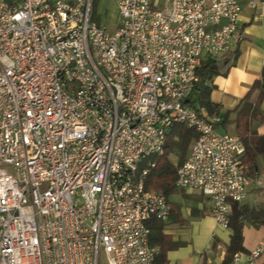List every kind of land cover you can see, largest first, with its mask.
Masks as SVG:
<instances>
[{"label":"built area","instance_id":"obj_1","mask_svg":"<svg viewBox=\"0 0 264 264\" xmlns=\"http://www.w3.org/2000/svg\"><path fill=\"white\" fill-rule=\"evenodd\" d=\"M242 2L253 5L117 0L109 31L92 0H0V264H152L147 222L167 220L170 205L138 163L164 152L175 124L196 132L178 188L207 197L223 228L249 183L264 209V173L246 175L241 139L188 104ZM263 250L264 233L227 264H256Z\"/></svg>","mask_w":264,"mask_h":264},{"label":"trees","instance_id":"obj_2","mask_svg":"<svg viewBox=\"0 0 264 264\" xmlns=\"http://www.w3.org/2000/svg\"><path fill=\"white\" fill-rule=\"evenodd\" d=\"M91 19L96 21L93 7L91 8ZM238 49L227 50L220 56L210 53L203 55L196 74L199 78L196 89L189 97L188 104L193 107L198 115H217L220 121L216 128L225 131L230 124L234 125L235 134L241 139L245 147L243 161L245 172L249 178L262 173L261 161L264 163V134H258L253 127V122L262 119L263 110L260 105L264 99V66L260 77L256 79L239 103L230 110L221 111L219 104L211 101V92L215 85L213 79L218 75H226L235 64ZM256 91V96L251 100V95ZM234 113V117L230 114ZM196 138V132L182 124H175L166 135L164 152L161 155H153L138 163V173L147 168L144 178L146 189H154L162 192L169 205L170 215L167 220L182 222L180 204L171 200V196L182 194L187 197L175 184L176 169L189 151L191 143ZM177 157V162L170 159V155ZM153 162V166L150 163ZM230 213L228 215V227L231 230L229 241L225 245V254L220 264H227L237 252L247 253L243 245V228L245 225L264 229V209L261 206H250L243 201H230ZM194 213L195 210L191 209ZM166 221V220H165ZM159 219H151L147 222L149 233V244L159 248L152 264H168L167 252L182 245L183 241H173L171 237L163 232L166 222ZM215 246V243L213 244ZM206 264V263H203ZM256 264H264V250Z\"/></svg>","mask_w":264,"mask_h":264},{"label":"crops","instance_id":"obj_3","mask_svg":"<svg viewBox=\"0 0 264 264\" xmlns=\"http://www.w3.org/2000/svg\"><path fill=\"white\" fill-rule=\"evenodd\" d=\"M166 1L158 0V3L164 4ZM92 7L98 23L109 31L116 29L119 23L117 0H92ZM224 22L225 20L222 19L221 23ZM236 48L238 56L235 64L226 75H218L213 79L215 87L211 92V101L219 104L222 112L233 109L253 82L260 77L264 66V0H253V5L242 2L238 29L231 38L228 50L233 51ZM255 96L256 91L251 95V100ZM260 108L264 109V99ZM230 117H234V113H231ZM261 118L252 124L258 134H264V110ZM229 130L235 134L233 124H230L226 131ZM261 165L264 173L262 161ZM184 192L185 195L190 194L187 197L181 194L187 204L176 201L180 204L183 221H165L166 227L163 232L173 241L184 242V245L167 252L168 264H220L224 258L225 245L229 241L231 230L215 222L210 213V201L207 197L195 192ZM261 199L260 191L249 183L243 202L258 207ZM191 209L195 212L192 213ZM263 233L262 227L244 226L243 245L248 250L247 253L243 252L244 255H248L258 245ZM242 264L247 263L244 261Z\"/></svg>","mask_w":264,"mask_h":264},{"label":"rangeland","instance_id":"obj_4","mask_svg":"<svg viewBox=\"0 0 264 264\" xmlns=\"http://www.w3.org/2000/svg\"><path fill=\"white\" fill-rule=\"evenodd\" d=\"M159 5H163V4H160L159 3ZM97 22V21H96ZM101 24V23H100ZM221 54H218V55H215V56H220ZM218 131H224L221 127H219V128H216ZM229 132L230 133H232V130H229ZM170 159L173 161V162H177V157L174 155V154H171L170 155ZM180 190H182L183 192H184V190L183 189H180ZM186 192H184V194H185ZM188 195H190V194H187V196ZM171 200H174V201H182L183 203H186L187 204V201H185V198L181 195V194H175V195H173V196H171ZM98 262H99V264H105V259H104V257H103V255L102 254H100L99 255V259H98Z\"/></svg>","mask_w":264,"mask_h":264}]
</instances>
